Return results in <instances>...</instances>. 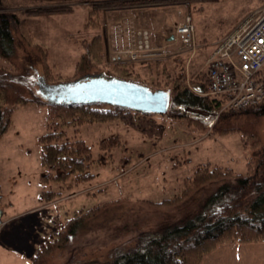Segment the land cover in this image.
I'll list each match as a JSON object with an SVG mask.
<instances>
[{
  "label": "rangeland",
  "instance_id": "1",
  "mask_svg": "<svg viewBox=\"0 0 264 264\" xmlns=\"http://www.w3.org/2000/svg\"><path fill=\"white\" fill-rule=\"evenodd\" d=\"M3 1L0 12L15 13L24 28L13 31L19 63L12 66L0 58V75L18 77L21 68L25 73L23 57L27 55L33 64L26 70L34 95H38L35 70L51 84L84 75L75 71V63L84 52L83 44L97 34L102 59H92L88 73L117 72V64L125 62L130 76L167 88L172 95L177 82L194 92L195 83L206 82L210 52L234 21L264 6V0H146L149 3L144 5L128 4L134 0ZM106 3L116 6L90 15L94 5ZM131 10L149 23H136L135 30H147L151 39L152 28L155 37L163 40L161 44L150 40L144 59L130 60L122 52L131 47L132 35L130 43H123L122 48L109 44L107 38L108 25L124 19ZM187 14L195 27L192 48L183 45L175 34L176 26ZM170 34H174L173 41L166 38ZM36 47L44 52L36 51ZM187 112L174 118L169 112L143 116L131 112L106 121L78 117L57 120L66 137L90 146L92 177L76 182L71 176L65 183L43 186L39 181L42 169L38 137L47 129V108L33 103L12 104L9 129L0 137V264H33L42 242L74 213L98 204L103 208L84 221L70 241L38 264H106L118 251L132 247L141 232H158L163 217L173 221L178 212L184 215L185 210L198 209L217 182L208 181L181 197L183 182L196 166L244 173L251 150L237 128L258 137L259 146L264 142V116L230 113L233 115L228 118L235 122L228 130L225 126L229 124L217 116L207 126L204 120L191 118L196 117L191 109ZM114 137L115 144L109 151L101 149L105 140ZM41 190L58 195L45 201L39 197ZM166 200L171 203L154 205Z\"/></svg>",
  "mask_w": 264,
  "mask_h": 264
},
{
  "label": "trees",
  "instance_id": "2",
  "mask_svg": "<svg viewBox=\"0 0 264 264\" xmlns=\"http://www.w3.org/2000/svg\"><path fill=\"white\" fill-rule=\"evenodd\" d=\"M3 2L0 0V5ZM148 3L146 0H134L128 4L144 5ZM115 6L113 3L94 5V11L92 10L90 15H93L95 11L98 12L101 8ZM21 23L22 20L15 13L0 12V58L12 66L19 63L16 59L17 44L13 31L23 29ZM101 47V39L98 34L93 36L88 44H83L84 52L75 63V71L80 74L88 73L93 65L92 59L95 62H101L102 57L99 54ZM36 51L44 52V49L36 47ZM23 59H25L23 64L25 73L21 68L18 77L0 75V97L4 104L0 106V137L9 129L12 104L44 105L47 108V129L38 137L42 169L39 174L40 183L43 186L49 182L65 183L71 176L76 182L89 180L92 177L89 172L90 146L80 139L66 137L60 131L57 120L67 121L78 117L89 118L93 121H106L127 116L131 112L141 114V116L147 115V113L136 112L120 104H109L99 100L69 104L49 102L39 92L38 95L31 92L30 76L26 69H31L33 64L27 55ZM117 67V72H105V74L136 82L150 89L161 88L169 96L171 95L167 112L173 118L191 109L196 116L192 115L191 118L193 117L196 121L204 120V124L208 126L217 116L219 121L229 124V126H225L229 130L230 125L234 124L232 122H235L228 118L233 115L230 113L253 114L252 117L264 116V98L257 105L245 109H222L223 98L207 93V76L205 83L194 82L196 92H192L186 85L180 86L177 82L172 95V92L167 88L148 84L130 76L125 62H119ZM179 76L181 75L179 74ZM258 76L264 81V66ZM19 86L25 88L20 89ZM178 113L181 114L178 115ZM237 130L243 136V143L251 150V161L247 160L245 172L235 174L230 168L196 166L192 175L186 177L183 182L181 197L184 198L190 193V190L197 189L208 181L217 182L215 190L206 197L198 209L192 212L185 210L182 212L185 213L184 215L178 212L176 220L173 221L169 217H163L164 221L162 220L160 227L158 225V232L153 234L141 232L132 247L118 251L117 255L113 256L106 264H200L204 255L219 243L264 240V142L257 146L258 137H255L254 134L247 135L241 129L237 128ZM115 141V137L105 140L103 145L101 144V149L109 151ZM55 194L58 195V193ZM55 194L53 191L41 190L39 197L50 201ZM1 199L0 185V201ZM168 203L171 202L166 200L154 205L162 207ZM102 208L103 204H98L85 212L74 213L64 222L61 229L55 231L50 239L40 244L34 254L33 264H38L39 261L41 263L54 250L70 241L82 223L93 217Z\"/></svg>",
  "mask_w": 264,
  "mask_h": 264
},
{
  "label": "built area",
  "instance_id": "3",
  "mask_svg": "<svg viewBox=\"0 0 264 264\" xmlns=\"http://www.w3.org/2000/svg\"><path fill=\"white\" fill-rule=\"evenodd\" d=\"M176 39L192 48L194 24L189 14L175 29ZM131 47L124 49L130 60L144 59L150 49L147 30L133 29ZM264 66V6L248 14L218 42L207 60V93L220 96L222 109H245L264 98V81L258 73Z\"/></svg>",
  "mask_w": 264,
  "mask_h": 264
},
{
  "label": "water",
  "instance_id": "4",
  "mask_svg": "<svg viewBox=\"0 0 264 264\" xmlns=\"http://www.w3.org/2000/svg\"><path fill=\"white\" fill-rule=\"evenodd\" d=\"M39 94L52 103H80L99 100L120 104L140 113L164 114L169 106V94L163 89H150L103 72L87 73L74 80L48 83L37 70Z\"/></svg>",
  "mask_w": 264,
  "mask_h": 264
},
{
  "label": "crops",
  "instance_id": "5",
  "mask_svg": "<svg viewBox=\"0 0 264 264\" xmlns=\"http://www.w3.org/2000/svg\"><path fill=\"white\" fill-rule=\"evenodd\" d=\"M136 9L135 10L132 9V10L139 11ZM132 10L129 12L131 14H128V16L125 17L124 19L116 20L110 26L108 25L107 38L110 39L109 44L111 45L117 44L120 48H122L123 43L124 44L130 43L131 31L138 27L136 23L141 24L142 22L144 24H149L146 20H143L142 18L140 19V16L139 17L135 16L137 15L136 12L133 15ZM184 16L182 17V19L184 18ZM246 16L247 14L242 15L241 17L236 19L229 31H231L234 27H236ZM148 29L150 30L149 26ZM194 31H195V27H194ZM151 32L150 34L152 37L150 40H152L154 43H156V41L157 43L160 42L159 44H161L162 43L161 41H163L162 38L155 37V33L152 28H151ZM173 37L174 34H170L166 38L167 40L173 41L174 40ZM111 40H113L114 43ZM10 175L13 177V173H10ZM200 264H264V240L252 241V242L228 241L221 243L217 245V247L213 249V251L206 254L203 257Z\"/></svg>",
  "mask_w": 264,
  "mask_h": 264
}]
</instances>
